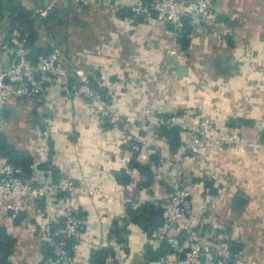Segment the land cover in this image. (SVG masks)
<instances>
[{"label": "crops", "instance_id": "obj_1", "mask_svg": "<svg viewBox=\"0 0 264 264\" xmlns=\"http://www.w3.org/2000/svg\"><path fill=\"white\" fill-rule=\"evenodd\" d=\"M36 1L52 16L37 25L35 45L44 50L51 42L60 46L70 79L64 88L45 85L37 99L9 98L0 113V132L9 145L30 153L29 183L53 182L52 166L70 180L73 191L52 201L23 203L20 211L0 216V227L13 240L7 262L40 264L49 252L44 229L51 233L58 227L67 205L78 222L79 237L69 245L74 264H91L90 251L101 248L113 251L104 264H157L145 257V246L152 244L126 215L134 191L115 173L130 175L135 134L154 139L164 115L180 129L195 124L200 117L185 110L205 108L203 117L237 142L205 143L195 159H185L189 138L183 132L176 164L192 184L199 230L213 248L228 245L237 264H264V0H212L215 19L190 22L185 49L173 27L119 13L135 0H111L94 11L73 0ZM20 2L33 6L32 0ZM4 27L0 24V72L14 49ZM242 60L252 62L254 73H247ZM176 62L187 68L182 78L174 74ZM80 77L99 88L93 90L105 91L101 100L120 114L118 127L92 112L94 102L75 95ZM5 164L0 158V169ZM89 189L100 195L90 196ZM168 193L153 178L132 206L146 202L155 210L154 202ZM118 230L119 237L111 234Z\"/></svg>", "mask_w": 264, "mask_h": 264}, {"label": "built area", "instance_id": "obj_2", "mask_svg": "<svg viewBox=\"0 0 264 264\" xmlns=\"http://www.w3.org/2000/svg\"><path fill=\"white\" fill-rule=\"evenodd\" d=\"M73 1L93 11L99 4L108 6L107 3L111 2V0ZM211 2L212 0H152L147 7H141L135 1L126 6L134 17L144 22L158 21L176 29L181 26L183 18H188L191 23L213 21L216 14ZM48 11V7L34 9L37 25H43ZM153 11L157 12V19L152 18ZM49 46L51 48L49 53L38 55L35 61H31L26 57L23 43L14 41L8 66L0 72V113L11 97L37 99L45 85L62 88L68 85L70 73L67 56L56 43L51 42ZM262 59L264 63V55ZM75 95L94 102L96 106L91 109L92 112L105 118L112 126L118 127L120 114L109 111L102 102L101 96L90 88L85 77L79 78ZM181 129L189 138L186 146L189 155L185 159H195L205 143L221 146L237 142L234 136L224 134L209 119L202 117L195 124H184ZM131 140L136 143L137 162L141 165H149L153 178L169 191L165 198L154 202L162 209V224L153 228L148 234L143 233L144 238L156 248L163 243L167 246L157 264H180L181 254L184 256V264H237L228 245L223 244L213 248L198 229L200 218L193 211L192 184L185 170L176 164L178 155H169L165 145L156 137L143 138L137 133L134 138L131 137ZM153 156L160 159L153 161ZM164 163L168 164L170 169L166 170ZM195 172L198 170L195 169ZM19 174L20 169L9 164H5L0 169V216H6L9 210L20 211L23 203L44 199L52 201L58 194H70L73 191L70 180L64 177L57 182L34 186L20 179ZM139 179V171L131 168L127 185L130 192L135 190ZM87 192L94 197L100 195L96 189H89ZM59 217V225L53 232L50 233L48 227L44 229V234L50 238L48 244L50 252L40 264H74L68 242L78 239V222L67 205H63Z\"/></svg>", "mask_w": 264, "mask_h": 264}, {"label": "trees", "instance_id": "obj_3", "mask_svg": "<svg viewBox=\"0 0 264 264\" xmlns=\"http://www.w3.org/2000/svg\"><path fill=\"white\" fill-rule=\"evenodd\" d=\"M132 1V0H130ZM135 2L141 7H147L152 0H135ZM32 4L35 8H39V4L36 0H32ZM34 8V9H35ZM34 9H28L19 0H0V24H5L4 32L6 35V41L9 46H13L14 41L22 42L26 52V57L35 61L38 55L47 54L49 49H41L36 47L35 42L37 40V15L34 13ZM119 13L123 16L133 15L129 8H123ZM50 17H46L48 20ZM181 28H176V39L182 49H185L188 45L187 35L190 32V20L183 18ZM70 79V77H69ZM69 82V80H68ZM88 85L89 81H88ZM90 88L93 90L99 89L97 86L92 85ZM94 90V91H95ZM97 92V91H96ZM101 98L104 96L105 91L100 88L97 92ZM103 99V98H102ZM168 116H162L160 118L161 123L157 126L156 138L165 143L166 149L169 155H175L178 153L182 146L181 137L183 130L176 126H172L168 123ZM137 154V152H136ZM131 162V167L136 168L140 175L144 176V180H139L134 192L131 194L133 202H129L126 207V215L129 218L131 224L140 227L144 233H149L154 227H152L147 218V213L152 209V205L149 203H143L139 208H133L132 204L135 203L136 198L140 191L145 190L153 179V173L149 165H141L137 162V155H135ZM0 158L3 159L6 164H9L15 168L20 169L19 178L24 182L29 183L32 176V158L29 152L20 151L9 145L6 142L5 135L0 132ZM49 170L53 176V182H57L60 178L59 172L52 166ZM115 178L123 185H128L129 176L124 171L116 172ZM31 184V183H30ZM200 226V225H199ZM198 226V229H199ZM115 237L120 236V232L112 231L111 233ZM183 240V238L180 237ZM73 240L68 242V247ZM13 246V240L9 237L5 230L0 227V264H9L7 258L11 252ZM167 249V246L163 243L158 248L153 245L145 246V257L149 262H158L160 256ZM50 252V249H49ZM49 252L47 256H49ZM113 256L111 248L92 249L90 251L89 261L91 264H104L107 259Z\"/></svg>", "mask_w": 264, "mask_h": 264}, {"label": "water", "instance_id": "obj_4", "mask_svg": "<svg viewBox=\"0 0 264 264\" xmlns=\"http://www.w3.org/2000/svg\"><path fill=\"white\" fill-rule=\"evenodd\" d=\"M48 16H52V12L49 11L48 12ZM152 18L157 19V12L153 11L152 12ZM178 49H180V47L178 46ZM176 66V70L174 71V74L178 77V78H182L185 76L186 74V70L187 68L185 66H181L179 63L176 62L175 64ZM169 73H172V70H169ZM6 81V79H5ZM152 160H155V156L152 157ZM9 213H13L12 210H9ZM149 216H147L148 218V222L149 224L156 228L158 226H160L163 222L162 219V209L161 208H156L155 210H150L149 212ZM180 257L184 258L183 254L180 255Z\"/></svg>", "mask_w": 264, "mask_h": 264}, {"label": "rangeland", "instance_id": "obj_5", "mask_svg": "<svg viewBox=\"0 0 264 264\" xmlns=\"http://www.w3.org/2000/svg\"><path fill=\"white\" fill-rule=\"evenodd\" d=\"M22 2H26V3H29V0H22ZM25 3V4H26ZM31 3V2H30ZM27 5V4H26ZM28 6V5H27ZM29 7V6H28ZM34 6H32L31 7V9L33 10L34 8H33ZM36 9V8H35ZM169 53H170V55H172V56H175L176 55V51H175V49H171L170 51H169ZM171 61H168V63L167 64H171L170 63ZM251 64H252V62H248L247 60H242V66L244 67V69H246V71H247V73H250V72H252V73H254V71L251 69V67H249V66H251ZM261 70L262 71H264V63L263 64H261ZM261 80L263 81V83H264V75L262 74V76H261ZM186 112H188L189 114H191L192 113V115H195L196 117H202V118H206V117H203V115L205 116V115H207V110L205 109V108H199V109H187V110H185ZM101 118V117H100ZM101 119H104L105 120V118H101ZM207 119V118H206ZM255 145H259V144H251V146H255Z\"/></svg>", "mask_w": 264, "mask_h": 264}]
</instances>
